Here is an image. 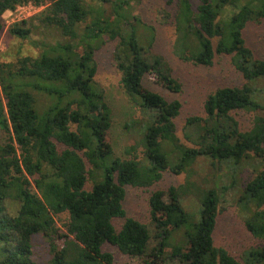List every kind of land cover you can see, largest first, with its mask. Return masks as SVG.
<instances>
[{
  "label": "trees",
  "instance_id": "1",
  "mask_svg": "<svg viewBox=\"0 0 264 264\" xmlns=\"http://www.w3.org/2000/svg\"><path fill=\"white\" fill-rule=\"evenodd\" d=\"M132 1L118 0L112 15L98 14L87 22L92 9L85 0H0V14L28 3L44 7L10 25V35L30 39L40 30L38 20L69 38L56 43L39 40L38 56L0 62V131L5 133L0 139V264H43L33 259L37 234L51 248L52 257L45 264H113L114 255L103 250L105 244L144 258L143 264H241L215 244L218 190L201 191L199 219L182 202L189 184L154 191L149 198L153 230L129 215L124 201L127 186L150 187L168 170L187 172L200 156L239 166L252 153L264 160V114L256 117L249 131H242L232 114L264 110L252 99L247 83L264 77V60L256 57L244 37L250 22L264 20V0H200L197 9L192 0H170L178 7L176 54L208 66L216 54L232 55L246 79L242 86L220 87L210 94L205 117L187 119L192 147L176 134L182 102L169 101L144 84L146 76L153 75L158 85L173 93L183 87L166 60L151 52L154 34L145 50L136 32H129L140 23L147 28L145 34L155 33L152 25L131 12ZM3 28L0 22V31ZM106 36L120 39L114 59L126 93L136 106L140 98L141 106L154 112L143 142L144 159L117 156L107 139L112 108L95 80L96 52ZM89 177L91 189L86 188ZM240 202L255 206L245 225L254 236L264 238V169L247 183ZM64 213L68 220L59 225L56 216ZM116 218L124 219L120 230ZM183 227L175 241V232ZM246 263L264 264V246L251 249Z\"/></svg>",
  "mask_w": 264,
  "mask_h": 264
},
{
  "label": "rangeland",
  "instance_id": "2",
  "mask_svg": "<svg viewBox=\"0 0 264 264\" xmlns=\"http://www.w3.org/2000/svg\"><path fill=\"white\" fill-rule=\"evenodd\" d=\"M192 3L194 9H197L200 0H192ZM85 4L92 9V13L87 19V22H90L98 14L112 15L115 12V5L118 6V0H85ZM18 7L14 11L0 14V22L4 24L3 30L0 31V62H16L19 57L27 55L38 56L42 51V46L37 43L39 40L51 43L69 41V38L59 29L44 28L38 20L36 23L39 24L40 30L33 33L30 39H20L10 35L8 32L10 25L22 20L24 15L27 16L25 19L35 16L44 8L28 9L23 14L21 13L23 11L18 10ZM131 7V12L138 15L143 23L152 25L155 28V33L149 31L150 35L145 34L144 30L147 28L140 23H134L132 27L129 26L131 28L129 32H136L137 40L145 50L148 47L147 40L151 39L154 34L155 41L151 52L161 55L166 60L173 75L181 81L183 87L181 92L173 93L158 85L153 75L146 76L144 84L148 89L158 92L169 101L178 99L182 102L180 115L176 118V134L183 144L192 147L194 144L186 136L187 119L193 116L205 117L204 104L210 94L220 87L242 86L246 79L236 68L232 55L216 54L213 64L208 66L186 61L176 54V13L178 9L176 1L133 0ZM244 37L256 57L264 60V20L250 22L244 29ZM119 41V38L111 40L106 36L104 44L97 50L95 56L98 63L95 80L104 89L106 100L113 113V124L107 139L113 145L117 156L123 159H130L134 156L144 159L146 148L143 142L148 126L154 120V112L141 106L140 98H137L139 107L136 106L122 85V73L114 59V52ZM213 41L216 46L218 38ZM250 81L247 83L253 89L252 99L264 106V77ZM43 101L47 102L45 98ZM232 114L238 120L240 129L249 131L252 129L256 117L263 115L264 110H235ZM73 128L75 129V125ZM4 138L5 133L0 131V139L3 141ZM81 154L84 156V152ZM85 160L88 169H90L91 164L86 157ZM263 169L264 160L256 157L253 153L240 166L232 161L213 162L209 157L200 156L187 172L175 174L168 170L164 172L160 181L150 187L127 186L124 206L129 215L147 224L153 230L149 198L154 191L164 190L167 192L172 186L184 185L187 187L189 184L187 193L182 195V202L184 207L193 213L196 219H199L201 191L214 188L221 194L220 210L214 234L215 244L226 248L241 264H247L246 254L253 248L263 247L264 238L254 236L247 229L245 218L251 214L255 206H245L247 204L245 202V205L242 204L240 198L247 183L255 177L258 171ZM101 173L103 174L102 171ZM92 186L93 180L89 177L86 188L91 189ZM56 220L61 225L68 220L67 213L56 216ZM114 222L117 229L120 230L124 219L116 218ZM184 230L185 227L175 232V241L181 238ZM32 250L33 259L36 262L45 264L52 257L47 239L40 234L33 237ZM103 250L113 253V264L144 263V258L125 255L110 244H105Z\"/></svg>",
  "mask_w": 264,
  "mask_h": 264
},
{
  "label": "built area",
  "instance_id": "3",
  "mask_svg": "<svg viewBox=\"0 0 264 264\" xmlns=\"http://www.w3.org/2000/svg\"><path fill=\"white\" fill-rule=\"evenodd\" d=\"M43 7V6H42ZM42 7H38V6H35L34 4H32V3H28V4H25V5H20L19 7H18V10H22L23 12H21V13H25L28 9H39V8H42ZM25 17H27V16H23L22 17V19H25Z\"/></svg>",
  "mask_w": 264,
  "mask_h": 264
}]
</instances>
